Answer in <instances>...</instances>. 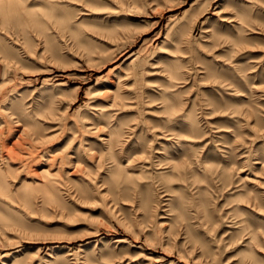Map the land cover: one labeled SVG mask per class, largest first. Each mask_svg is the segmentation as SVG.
I'll return each mask as SVG.
<instances>
[{"label": "rangeland", "instance_id": "obj_1", "mask_svg": "<svg viewBox=\"0 0 264 264\" xmlns=\"http://www.w3.org/2000/svg\"><path fill=\"white\" fill-rule=\"evenodd\" d=\"M0 264H264V0H0Z\"/></svg>", "mask_w": 264, "mask_h": 264}]
</instances>
